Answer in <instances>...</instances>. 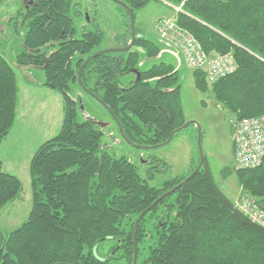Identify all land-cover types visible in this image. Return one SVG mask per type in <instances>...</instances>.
<instances>
[{"label":"trees","instance_id":"trees-1","mask_svg":"<svg viewBox=\"0 0 264 264\" xmlns=\"http://www.w3.org/2000/svg\"><path fill=\"white\" fill-rule=\"evenodd\" d=\"M123 1L134 10L149 0ZM71 5L72 0H34L21 13L25 29L19 33L22 50L16 62L44 69L43 84L63 95L64 117L59 132L32 156V207L21 225L4 234L2 249L0 233V264H115L116 258L133 264L134 224L152 204L137 227L136 264H264V227L220 188L206 158L181 186L176 187L199 159L191 161L186 174L156 187L130 158L114 156L103 147V131L92 118H78V102L70 90L80 85L79 68L99 51L104 34L96 18L89 17L95 30L83 28L77 37ZM80 5L76 3V16L83 14ZM183 10L178 24L207 53L232 51L237 61L233 73L213 84L204 70L194 69L195 86L211 90L236 119L263 113L264 0H185ZM161 51L156 42L136 33L130 50L101 52L81 73L84 86L104 101L127 140L138 146H158L190 121L176 66L159 60L142 67L143 59H158ZM131 74L134 77L125 82ZM18 94V75L0 52V141L15 122ZM159 161L161 168L169 166ZM234 171L239 185L264 208V160L255 168ZM21 189L19 177L5 171L0 160V213ZM110 239L116 241L110 253L99 255L96 249Z\"/></svg>","mask_w":264,"mask_h":264},{"label":"rangeland","instance_id":"rangeland-1","mask_svg":"<svg viewBox=\"0 0 264 264\" xmlns=\"http://www.w3.org/2000/svg\"><path fill=\"white\" fill-rule=\"evenodd\" d=\"M166 1L169 3L164 0H149L144 6L133 10L137 35L151 39L162 49L158 59H143L142 67H149L159 60L176 66L180 75L185 115L187 120L194 123L181 130L165 145L135 146L123 136L117 121L103 102L81 84H73L70 93L78 102V118H92L96 127L103 131V147L114 156L125 155L130 158L140 175L153 186L160 187L165 179L189 172L192 167L190 161L200 159L202 151L218 185L229 198L235 202L244 193L252 196L239 185L234 171L232 133L235 115L215 100L211 90L204 92L195 86L193 69L187 64L183 53L163 40L156 30L158 19L173 16L175 8L172 4H179L175 0ZM21 2L22 0H14L10 6L0 4V20L7 8H11L8 13L13 12L15 16L11 19L12 22L4 23L7 33H12V36L6 38L0 33V52L14 66L19 84L17 116L7 137L0 141V160L3 169L17 175L22 182L20 195L6 204L0 213V230L3 234H8L28 218L33 203L30 173L32 156L44 141L59 132L64 117L63 95L43 84L46 77L44 69L16 62V56L22 50L19 33L25 29L20 14L24 11ZM76 3L81 4V16H76ZM71 14L76 20L77 37L81 36L83 28L95 30L96 26L89 17L96 18L104 34L97 50L123 46L130 41L128 9L116 0H72ZM15 27L19 28L18 33ZM76 56L79 57L80 54ZM133 77L134 74H131L124 81ZM93 80L94 77L90 81L91 86ZM199 127L202 130L201 150ZM159 160H166L169 166L161 168ZM228 170L231 171L229 174ZM115 244L113 239L105 240L96 252L108 255ZM114 263L121 264L122 260L116 258Z\"/></svg>","mask_w":264,"mask_h":264},{"label":"built area","instance_id":"built-area-1","mask_svg":"<svg viewBox=\"0 0 264 264\" xmlns=\"http://www.w3.org/2000/svg\"><path fill=\"white\" fill-rule=\"evenodd\" d=\"M184 2L185 0L177 6L172 4L175 14L160 17L156 23V30L163 40L183 53L190 68L204 70L207 81L213 84L233 73L237 68V61L232 51L207 53L198 39L178 24V14L185 12ZM233 126L235 169L259 166L264 160V112L252 117L235 119ZM235 204L253 222L264 227V208L258 204L255 197L244 193L237 198Z\"/></svg>","mask_w":264,"mask_h":264},{"label":"water","instance_id":"water-1","mask_svg":"<svg viewBox=\"0 0 264 264\" xmlns=\"http://www.w3.org/2000/svg\"><path fill=\"white\" fill-rule=\"evenodd\" d=\"M117 2L119 3H122L127 9H128V12H129V16H130V24H131V37H130V41L126 44V45H123V46H119V47H114V48H107V49H103V50H99L97 51L96 53H94L91 57L87 58L83 63L82 65L80 66L79 68V71H78V80H79V83L82 85L83 88H85L86 90L90 91L86 86H84L82 80H81V73H82V69L83 67L86 65V63L94 56L100 54L101 52H106V51H111V50H130L134 44H135V41H136V26H135V17H134V13H133V10L129 7V5L124 2L123 0H116ZM34 3V0H29V5H32ZM26 6V7H29ZM88 13V12H87ZM92 94L96 95L94 92L90 91ZM99 100L101 102H103V104L105 105V107L111 112V110L109 109V107L104 103V101L98 96L96 95ZM112 113V112H111ZM115 118V117H114ZM115 120L117 121L120 129H121V132L123 134V136L126 138V136L124 135L123 133V129L119 123V121L115 118ZM191 121H187L185 122L182 126H180L179 128L175 129L169 136V138L162 144L160 145H165L167 143H169L172 139H173V136L176 134V133H179L181 130L187 128V126L190 124ZM193 122V121H192ZM194 123V122H193ZM198 133H199V148L201 150V134H202V130L201 128L199 127L198 129ZM127 139V138H126ZM135 146H138L137 144H134ZM158 145V146H160ZM152 147H155V146H152ZM204 161H205V157H204V154L202 153L201 151V155H200V159H199V162L197 164V166L195 167V169L193 170V172L186 178L184 179L180 184H178L176 187H179L181 186L183 183H185L186 181H188L191 177H193L198 171L199 169L203 166L204 164ZM175 188L165 192L164 194H162L154 203H157L160 199H162L163 197H165L167 194L171 193L172 191H174ZM154 204L150 205L147 209H145L140 215L139 217L137 218L135 224H134V230H133V233H134V259H133V264H136V261H137V240H136V231H137V227H138V224L141 220V218L143 217V215L153 206ZM0 233L2 234L3 236V240H4V243L1 247L4 248L5 246V241H6V238L4 236V234L1 232L0 230ZM59 264V263H58Z\"/></svg>","mask_w":264,"mask_h":264},{"label":"crops","instance_id":"crops-1","mask_svg":"<svg viewBox=\"0 0 264 264\" xmlns=\"http://www.w3.org/2000/svg\"><path fill=\"white\" fill-rule=\"evenodd\" d=\"M12 1H14V0H5V1H3V2H1L0 4H2V5H5V6H10V3L12 2ZM5 3V4H4ZM21 4H22V7L24 8L23 10H25V8H27L26 6H28L29 5V0H22V2H21ZM83 6V5H82ZM8 9H11V8H7V9H5V14H4V17H3V19L2 20H0V33H2V35L3 36H5L6 38H10L11 36H12V33H7V30H6V27L4 26V23L7 21V22H12V20L11 19H13V17H15L14 16V14H13V12H11L10 14L8 13L9 12V10ZM18 12H20V11H18ZM24 11H22L21 13H23ZM20 13V14H21ZM9 14V15H8ZM99 25V24H98ZM100 27V26H99ZM15 30H16V32L18 33V30H19V28L18 27H15ZM23 31V30H22ZM20 52V51H19ZM18 52V53H19ZM163 53V52H162ZM5 56V55H4ZM51 89V88H50ZM53 91V90H52ZM18 97H19V95H18ZM192 158V157H191ZM189 164H191L192 165V163H191V161H190V163Z\"/></svg>","mask_w":264,"mask_h":264}]
</instances>
